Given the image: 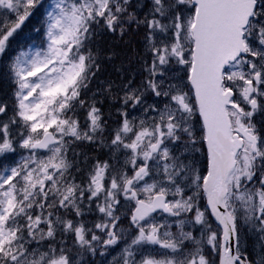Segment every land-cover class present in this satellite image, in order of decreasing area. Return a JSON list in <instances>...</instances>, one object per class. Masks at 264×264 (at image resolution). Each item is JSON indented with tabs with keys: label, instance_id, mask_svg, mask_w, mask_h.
I'll list each match as a JSON object with an SVG mask.
<instances>
[{
	"label": "snow or ice",
	"instance_id": "obj_1",
	"mask_svg": "<svg viewBox=\"0 0 264 264\" xmlns=\"http://www.w3.org/2000/svg\"><path fill=\"white\" fill-rule=\"evenodd\" d=\"M0 75V264H264V0H0ZM76 142L110 159L82 167Z\"/></svg>",
	"mask_w": 264,
	"mask_h": 264
},
{
	"label": "trees",
	"instance_id": "obj_2",
	"mask_svg": "<svg viewBox=\"0 0 264 264\" xmlns=\"http://www.w3.org/2000/svg\"><path fill=\"white\" fill-rule=\"evenodd\" d=\"M37 17H39V14L34 15L35 19H37ZM35 21L33 22V20H30L29 22H27L28 25L25 30V32L27 33V30L29 29L28 35L32 37H33V34L31 33V29L34 28V26H36V28L40 26V22H37V20ZM34 36H35L34 41L38 43L40 41L39 33H36ZM126 40H127V37H125V40L122 41L120 37L118 36V34L114 36L111 33H105L102 38L97 39V45L99 46V48L102 50L103 53L115 52L120 57V59H122L126 51V48H125ZM120 59H117L114 57L113 62H109L106 59V57L103 59L102 70L100 73H98V78L94 79L93 82L89 85L90 91H87V95L85 97L86 99H88L89 103L92 102L93 94L97 93V88L101 81L107 80L109 78H115L117 76L116 68L119 67ZM137 82H139L138 77H137ZM7 87H8V83H5L2 81V79H0V99H8V97H10L8 94V91H6ZM96 101H97V106L100 107L102 109V112L104 113V119L107 120L111 118L112 109H113V101L110 98L105 99L103 96L99 94H96ZM84 115L85 114L83 110H80L79 119L82 124L84 123ZM108 126H109V129L112 128V125L108 124ZM72 149L77 154L76 155L77 159H79V161H77L76 163H78L82 167L85 164H92L96 162V161H90L91 159L85 160L84 157L87 156V152L84 150H87L88 146H86L85 149L76 148V147H72ZM73 151H70L68 153V156H70ZM76 175L79 179L80 174L76 173Z\"/></svg>",
	"mask_w": 264,
	"mask_h": 264
},
{
	"label": "rangeland",
	"instance_id": "obj_3",
	"mask_svg": "<svg viewBox=\"0 0 264 264\" xmlns=\"http://www.w3.org/2000/svg\"><path fill=\"white\" fill-rule=\"evenodd\" d=\"M41 19L42 18L40 15H39V17H37V19H35L34 16L30 18V20H33V22L35 20H37V22H41ZM27 25L28 24L26 22V25H25L24 30H23L24 34H28L29 29L27 30V33L25 32ZM35 28H36V26H34V28L31 29V33L33 34V37H35L34 35L36 34V32L34 31ZM39 38H40V41L38 43H36L35 41H32L31 42L32 47L29 48L26 46L24 50L25 51L34 50L35 47L40 46L43 42L42 34H39ZM0 79H2L3 82L8 83V87H7L6 91H8V94L10 96V97H8V99H11L12 98V91H13L15 86L12 85L8 81L7 77H5V76L0 75ZM113 115H114V117H113ZM116 117H117V113H116L115 107H113L112 117L106 120L108 122V124L112 125V128L115 127ZM254 119H255L258 131L264 133V114H257L254 117ZM86 146H88V149L84 150V151L87 152V159L88 160L91 159L90 161H96L97 159H99V160L103 161V160L110 159V156L107 152V149H100L94 145L88 144L87 142H83V143L82 142H76L71 147L85 149ZM20 152H23V150H20ZM73 158L74 157H73V152H72L71 155L69 156V159H73ZM10 159H11V161L19 160L20 159V153L12 154ZM77 161H79V159H77V157H75V162H77ZM5 163H8V161H6ZM96 215H98V214H96ZM94 219H95L94 215L86 216V220H88L89 222H91ZM123 223L127 224V220H124ZM196 235L198 236L199 233H196ZM241 241H242V248L245 252H247L249 255H252V254L256 255V253H257L256 251L259 248L258 243H257V236L248 232L247 229H241ZM122 246L123 245L121 244V245H118L117 247H115L114 249H112L110 255L107 256V260L112 261L113 257H116L118 255ZM145 254L147 255V254H155V253L152 252L151 246H146Z\"/></svg>",
	"mask_w": 264,
	"mask_h": 264
},
{
	"label": "flooded vegetation",
	"instance_id": "obj_4",
	"mask_svg": "<svg viewBox=\"0 0 264 264\" xmlns=\"http://www.w3.org/2000/svg\"><path fill=\"white\" fill-rule=\"evenodd\" d=\"M125 224V223H124ZM259 246V245H258ZM257 253H256V255H249V257L250 258H252V259H256L257 258V256H258V252H259V248H258V250L256 251ZM255 253V252H254Z\"/></svg>",
	"mask_w": 264,
	"mask_h": 264
}]
</instances>
